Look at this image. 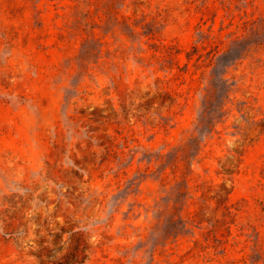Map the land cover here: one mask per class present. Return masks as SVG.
<instances>
[{
    "label": "rangeland",
    "instance_id": "1",
    "mask_svg": "<svg viewBox=\"0 0 264 264\" xmlns=\"http://www.w3.org/2000/svg\"><path fill=\"white\" fill-rule=\"evenodd\" d=\"M84 1L0 0V264H264V0H92L88 63ZM237 39L227 115L185 172Z\"/></svg>",
    "mask_w": 264,
    "mask_h": 264
},
{
    "label": "trees",
    "instance_id": "2",
    "mask_svg": "<svg viewBox=\"0 0 264 264\" xmlns=\"http://www.w3.org/2000/svg\"><path fill=\"white\" fill-rule=\"evenodd\" d=\"M84 4L86 11L85 13H83V20L85 26L90 28L92 39L88 41L86 46L84 45L82 47L81 56H82V61L88 63L89 58L96 55V50H97L96 48L98 47V44L101 45L102 47V43H100V40L96 39L93 33L95 28L94 27L95 18L93 17L94 15L91 10L93 7V2L92 0H85ZM106 12L108 13V14L106 13L108 19L110 18L113 20L118 19L119 13L117 12L113 4L109 5L106 8ZM136 27L137 26L135 25L134 28ZM242 44L243 41L239 39L235 40L234 47H236L237 50V51L234 50L235 55L231 54V50H233V48H230L226 53L218 57L216 66L217 63L218 65H221L223 67L225 66V71H220V70L217 71L214 69V71L212 72L211 82L209 86L206 88V93L202 100V105L199 110L198 119L193 129L189 131L187 138L176 149L174 153L175 156H173V158L175 160L180 158V162L183 164L185 172L186 170L189 171L190 169L191 172H193L192 170L193 163L197 161L198 157L203 153V150L205 148L204 142L206 138L216 131L218 124L221 123L224 117L227 115L228 112L227 105L230 98V91L233 86L232 84H230V78H226L227 70L229 69V65L235 64L237 60H241L244 56L247 55V53L252 48L249 46L242 48ZM100 51H102V49ZM170 155L166 156L167 159L171 157ZM174 167H176V165ZM168 168L169 165H166L164 171L167 170ZM186 184L187 186H184L183 183L180 182L177 191V196L179 200H181L182 198L185 200L187 199L186 190L188 188V179L186 180ZM226 211L228 215L231 214L229 207H226ZM183 214L190 215V212H188L185 209V207H183L181 211V215H182L181 217L184 219Z\"/></svg>",
    "mask_w": 264,
    "mask_h": 264
}]
</instances>
